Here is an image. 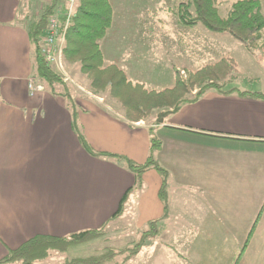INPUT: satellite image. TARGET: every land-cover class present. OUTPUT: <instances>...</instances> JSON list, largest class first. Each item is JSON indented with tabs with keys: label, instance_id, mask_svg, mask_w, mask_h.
Segmentation results:
<instances>
[{
	"label": "crops",
	"instance_id": "1",
	"mask_svg": "<svg viewBox=\"0 0 264 264\" xmlns=\"http://www.w3.org/2000/svg\"><path fill=\"white\" fill-rule=\"evenodd\" d=\"M50 5L54 16L67 15L64 0H0V262L39 236L65 238L118 221L142 230L163 217L161 174L147 171L137 188L125 164L87 152L75 119L94 150L139 164L158 133L153 155L169 173L166 227L198 224L207 242L242 246L238 263L251 251L252 264L264 262V100L209 91L150 125L73 97L72 110L35 76L30 32ZM33 79L42 91L30 90Z\"/></svg>",
	"mask_w": 264,
	"mask_h": 264
},
{
	"label": "rangeland",
	"instance_id": "2",
	"mask_svg": "<svg viewBox=\"0 0 264 264\" xmlns=\"http://www.w3.org/2000/svg\"><path fill=\"white\" fill-rule=\"evenodd\" d=\"M259 1L264 14V0ZM110 2L114 22L101 41V47L107 64H117L131 80L144 83L149 90L170 89L175 86L179 73L185 79L190 72L231 57L236 60L238 68L232 74L233 81L229 79L226 87L264 93V32L262 40L249 50L229 33H213L201 24L194 27L181 25L177 8L186 0ZM233 2L216 0L222 17L228 16ZM77 4L79 0H75L72 15ZM54 70L64 80L63 85L54 86L55 92L97 102L108 111L125 117L122 106L108 93L97 95L91 91L89 80L80 66L65 61L64 54L63 67L55 66ZM39 81L50 91L45 81ZM198 91L199 88H195L193 94ZM97 97L104 100L98 101ZM169 110H155L143 122L150 125L161 113ZM154 135L158 140L159 134ZM183 223L185 221L180 225ZM126 225L118 221L114 226L100 229L103 231L95 239L71 246L66 252L51 251L38 264H63L75 258H95L100 264H240L237 261L242 246L211 244L207 242L204 230L194 223H186L188 226L183 228L176 223L165 225L159 235L148 238L146 245L133 255L147 229H129ZM255 258L256 254L251 251L243 257L241 264H252Z\"/></svg>",
	"mask_w": 264,
	"mask_h": 264
},
{
	"label": "trees",
	"instance_id": "3",
	"mask_svg": "<svg viewBox=\"0 0 264 264\" xmlns=\"http://www.w3.org/2000/svg\"><path fill=\"white\" fill-rule=\"evenodd\" d=\"M56 9L57 5H50L38 16L33 23L30 36L34 46L35 76L48 84L51 93L59 95L55 92L54 86L63 85L64 80L41 54V40L47 31L49 18L56 13ZM67 15L60 19L64 24L69 23L63 50L65 61L78 64L89 80L91 91L97 95L108 93L112 100L122 106L125 118L131 123L147 120L155 110L170 109L159 115L162 120L165 116L177 113L182 106L199 101L209 91L224 94L239 92L241 95L264 100L262 92H243L237 88L226 87L229 79L233 81L232 74L237 72L238 68L236 60L231 57L207 65L196 72H190L185 79L179 73L173 88L161 91L149 90L144 83L131 80L117 64L106 62L101 41L106 38L114 22V9L110 0H79L74 14L70 17ZM177 17L183 26L194 27L201 24L213 33H229L249 50L263 38L264 14L259 0H234L227 17L219 14L216 0H186L177 8ZM63 87L67 90L65 86ZM195 88H199V91L193 94ZM60 95L67 98L73 110L75 107L72 97L67 93ZM73 123L87 152L94 157H109L125 164L135 174L137 188L142 187L143 175L149 170L158 171L163 178L160 197L165 207L164 215L161 219L147 224L144 240L136 245L134 255L146 245L148 238L160 234L169 216V173L153 155L161 146V142L153 138L152 154L145 163L139 164L123 156L97 152L78 128L76 119ZM130 191L132 190L123 197L115 218L122 213ZM101 231L103 230L84 231L65 238L39 236L19 249L11 251L0 264H38V261L46 258L51 251L66 252L71 246L95 239ZM63 264H100V262L95 258H75Z\"/></svg>",
	"mask_w": 264,
	"mask_h": 264
},
{
	"label": "built area",
	"instance_id": "4",
	"mask_svg": "<svg viewBox=\"0 0 264 264\" xmlns=\"http://www.w3.org/2000/svg\"><path fill=\"white\" fill-rule=\"evenodd\" d=\"M68 4V15H72L75 7V0H64ZM69 23L65 24L60 21L58 16H51L48 21V28L45 36L41 40V54L54 67H63V50L66 39V32ZM29 88L31 91H42L43 88L35 84L34 79L30 81Z\"/></svg>",
	"mask_w": 264,
	"mask_h": 264
}]
</instances>
